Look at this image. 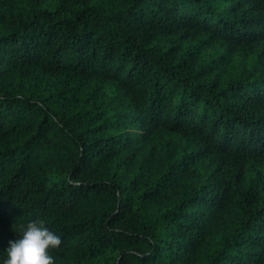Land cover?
<instances>
[{
    "label": "trees",
    "instance_id": "1",
    "mask_svg": "<svg viewBox=\"0 0 264 264\" xmlns=\"http://www.w3.org/2000/svg\"><path fill=\"white\" fill-rule=\"evenodd\" d=\"M33 220L54 264H264V0H0V260Z\"/></svg>",
    "mask_w": 264,
    "mask_h": 264
},
{
    "label": "clouds",
    "instance_id": "2",
    "mask_svg": "<svg viewBox=\"0 0 264 264\" xmlns=\"http://www.w3.org/2000/svg\"><path fill=\"white\" fill-rule=\"evenodd\" d=\"M14 232L17 238L9 240L2 250L4 258L0 264H54L51 250L61 245V237L43 221H30Z\"/></svg>",
    "mask_w": 264,
    "mask_h": 264
},
{
    "label": "rangeland",
    "instance_id": "3",
    "mask_svg": "<svg viewBox=\"0 0 264 264\" xmlns=\"http://www.w3.org/2000/svg\"><path fill=\"white\" fill-rule=\"evenodd\" d=\"M244 65L246 67H249V64L247 62H244V61L238 59L235 62V64H233V66H232V73H238V72H240L242 66H244ZM223 75H225V76H223V78H225L226 77V74L224 73Z\"/></svg>",
    "mask_w": 264,
    "mask_h": 264
}]
</instances>
